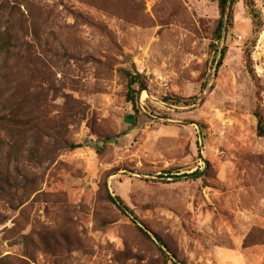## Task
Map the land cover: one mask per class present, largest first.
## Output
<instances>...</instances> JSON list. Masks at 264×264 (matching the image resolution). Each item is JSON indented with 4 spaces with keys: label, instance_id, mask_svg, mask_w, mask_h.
<instances>
[{
    "label": "rangeland",
    "instance_id": "obj_1",
    "mask_svg": "<svg viewBox=\"0 0 264 264\" xmlns=\"http://www.w3.org/2000/svg\"><path fill=\"white\" fill-rule=\"evenodd\" d=\"M253 3L216 43L218 0H0V264H264Z\"/></svg>",
    "mask_w": 264,
    "mask_h": 264
},
{
    "label": "trees",
    "instance_id": "obj_2",
    "mask_svg": "<svg viewBox=\"0 0 264 264\" xmlns=\"http://www.w3.org/2000/svg\"><path fill=\"white\" fill-rule=\"evenodd\" d=\"M243 1L244 4L249 9V14L252 19V22L254 24V28L256 32H261L262 30V24L260 22L259 14L255 10L253 0H218L219 5V11H220V18L215 30V34L213 37V42L220 43L224 39V33L229 32L233 28V22H234V12H233V6L238 2ZM212 48H215L214 43L211 45ZM218 53V63L216 67V71L219 69V67L222 65L226 55H227V48L223 47L221 50H216V54ZM246 61H247V68L248 72L253 79V81L258 85V78L256 76L255 70L253 68V61L251 58V55L249 53L246 54ZM122 74L124 75L126 81H127V100L129 103H131L133 110L136 114H139L140 109V103L139 98L142 95L143 92L149 91V83L148 79L145 75L140 73H134L130 70H121ZM195 99H189L187 101L177 97V96H170L166 98V101L168 103H171L173 105L179 106V105H185L190 106L193 105ZM255 118L257 119L258 128H257V134L260 138L264 139V116L261 112L260 107H258L255 111ZM104 142H109L113 140V138H104L102 139ZM201 158V157H200ZM207 171V170H206ZM168 178H174V177H168ZM112 202H116L118 204V209L123 214L127 215L128 217L132 218V222L137 228V230L146 238L150 239V236L148 233L143 230L141 227H139L137 218L135 217L134 213L124 205V203L121 201L120 198H111L109 197ZM155 239L157 242L160 243V245L166 249H168L167 245L163 242V240L155 235ZM169 252V251H168ZM177 264V263H174Z\"/></svg>",
    "mask_w": 264,
    "mask_h": 264
},
{
    "label": "water",
    "instance_id": "obj_3",
    "mask_svg": "<svg viewBox=\"0 0 264 264\" xmlns=\"http://www.w3.org/2000/svg\"><path fill=\"white\" fill-rule=\"evenodd\" d=\"M207 168H208V164L207 163H205V169H204V171L203 172H200V175H202L206 170H207Z\"/></svg>",
    "mask_w": 264,
    "mask_h": 264
}]
</instances>
